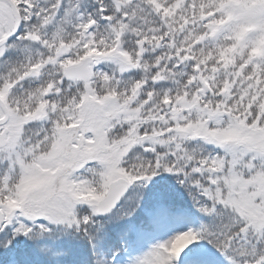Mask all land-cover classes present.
<instances>
[{
	"label": "snow or ice",
	"instance_id": "1",
	"mask_svg": "<svg viewBox=\"0 0 264 264\" xmlns=\"http://www.w3.org/2000/svg\"><path fill=\"white\" fill-rule=\"evenodd\" d=\"M0 264H264V0H0Z\"/></svg>",
	"mask_w": 264,
	"mask_h": 264
}]
</instances>
